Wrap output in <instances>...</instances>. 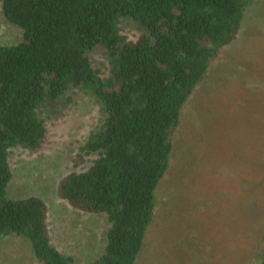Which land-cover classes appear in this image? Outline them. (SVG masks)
<instances>
[{
    "label": "trees",
    "instance_id": "1",
    "mask_svg": "<svg viewBox=\"0 0 264 264\" xmlns=\"http://www.w3.org/2000/svg\"><path fill=\"white\" fill-rule=\"evenodd\" d=\"M256 1L1 0L23 40L0 46V240L27 241L39 264H75L52 243L45 200L11 197L8 187L11 149L40 148L42 112L79 89L105 117L80 149L95 158L64 177L59 194L77 210L108 218L105 251L90 264H136L182 109ZM123 18L138 25L137 41L121 34ZM96 49L110 64L106 79L92 66Z\"/></svg>",
    "mask_w": 264,
    "mask_h": 264
},
{
    "label": "rangeland",
    "instance_id": "2",
    "mask_svg": "<svg viewBox=\"0 0 264 264\" xmlns=\"http://www.w3.org/2000/svg\"><path fill=\"white\" fill-rule=\"evenodd\" d=\"M120 32L137 41L142 32L123 18ZM23 40V31L3 16L0 46ZM106 79L103 50L89 53ZM47 134L36 150L11 149L14 198L36 195L48 205V231L75 264H90L105 251L110 223L102 214L73 208L59 194L61 180L87 169L95 156L81 146L104 121L92 95L71 89L41 114ZM136 264H260L264 253V0L246 10L235 40L187 100L174 137L166 176ZM0 264H39L27 241L0 240Z\"/></svg>",
    "mask_w": 264,
    "mask_h": 264
}]
</instances>
